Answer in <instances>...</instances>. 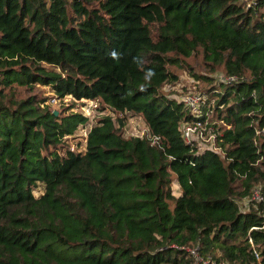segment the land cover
<instances>
[{
    "label": "trees",
    "instance_id": "1",
    "mask_svg": "<svg viewBox=\"0 0 264 264\" xmlns=\"http://www.w3.org/2000/svg\"><path fill=\"white\" fill-rule=\"evenodd\" d=\"M196 51L226 77L197 91L218 152L182 140L195 119L161 91ZM33 84L138 114L150 137L102 116L69 151L87 117L9 95ZM205 258L264 264V0H0V264Z\"/></svg>",
    "mask_w": 264,
    "mask_h": 264
},
{
    "label": "rangeland",
    "instance_id": "2",
    "mask_svg": "<svg viewBox=\"0 0 264 264\" xmlns=\"http://www.w3.org/2000/svg\"><path fill=\"white\" fill-rule=\"evenodd\" d=\"M246 1V0H245ZM249 1V0H248ZM175 75L176 79L173 82L165 83L161 91L167 95L169 98H172L181 103L183 110L184 105L182 99L190 94H194L197 91L202 90L210 84H215L217 81L225 80V76L222 74L221 68H210L202 59L200 51L194 52L190 57L183 59V62L179 65L169 66ZM197 75L208 78V81L197 80ZM202 80V81H201ZM204 81V82H203ZM9 95L12 99H19L27 95H34L37 99H43L42 105H46L49 109L59 111L63 114H66L70 111L80 112L87 115L88 124L91 126L98 120L100 117L108 115L114 122V127L116 132L119 133L122 137H132L137 136L140 131H142L146 126L140 115L132 112H112L108 110L104 104L96 100H74L69 96L64 98H55V102L50 103V97L54 96L51 89L48 86H43L40 84H33L32 86L16 87L9 90ZM207 106L203 104V108ZM202 111V108H200ZM207 126L214 129V133L220 127L219 121L216 119V115L212 112L207 116ZM89 128V129H90ZM85 129H77L73 134L66 137L64 140V145L70 148L78 147L79 149L83 148L82 137L84 135ZM79 139L81 141H79ZM80 142L79 144H77ZM62 151V150H61ZM171 191L174 196L179 194V188L174 180V175L171 174ZM41 192V185H37L33 190L32 194L37 196ZM250 197H245L240 199L237 203L241 210H246L249 206ZM193 253L192 250H189ZM195 256V253L193 254ZM217 255V251H216ZM197 262H200V259L197 258ZM208 258L203 259L201 262L208 263Z\"/></svg>",
    "mask_w": 264,
    "mask_h": 264
},
{
    "label": "built area",
    "instance_id": "3",
    "mask_svg": "<svg viewBox=\"0 0 264 264\" xmlns=\"http://www.w3.org/2000/svg\"><path fill=\"white\" fill-rule=\"evenodd\" d=\"M228 79L233 80V78H228ZM55 100H56L55 97L52 96V97H50L49 102L53 103V102H55ZM204 101H205V98L198 92H196L194 94L187 95L182 99V103L184 105L185 111L188 114H190L192 116V118H194L195 120H192L190 122H185V123H182L180 125L179 129L181 132V138L185 143L196 142L197 146L200 149H207V150H212V151L218 152V150L214 146V137H215L214 129L207 126V116L209 113L206 114V117L203 119V121H200V119H197L202 115V111H200V108H202V110H203ZM104 106L112 112H118L106 104H104ZM82 115L87 117V115H85V114H82ZM105 116H108V115H105ZM87 122H88V120H87ZM87 122H85L83 125H78L77 128L74 130V132H75L77 129H85L84 135L82 137L83 148L79 149L80 145L78 147H75V148H70L67 146L69 151L78 152V153H82L84 151L87 134L90 130L89 129L90 124H88ZM222 125H224V124H222ZM224 127L226 129L229 128L228 125H224ZM143 135H145V137H147V138L150 137V135L147 132L146 127L142 131H140L137 136L142 137ZM66 137H65V139H66ZM79 141H81V140L79 139ZM79 143L80 142H78L77 144H79ZM259 198L260 197L258 196L257 191L254 190L250 199L251 200L252 199L258 200Z\"/></svg>",
    "mask_w": 264,
    "mask_h": 264
},
{
    "label": "water",
    "instance_id": "4",
    "mask_svg": "<svg viewBox=\"0 0 264 264\" xmlns=\"http://www.w3.org/2000/svg\"><path fill=\"white\" fill-rule=\"evenodd\" d=\"M52 113H53V115H56L57 112L55 110H52Z\"/></svg>",
    "mask_w": 264,
    "mask_h": 264
}]
</instances>
